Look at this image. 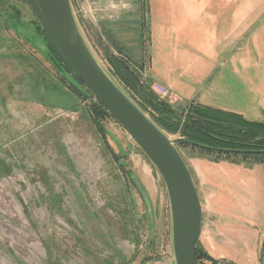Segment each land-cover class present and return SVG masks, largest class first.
<instances>
[{
	"label": "rangeland",
	"instance_id": "rangeland-1",
	"mask_svg": "<svg viewBox=\"0 0 264 264\" xmlns=\"http://www.w3.org/2000/svg\"><path fill=\"white\" fill-rule=\"evenodd\" d=\"M93 1L71 0L77 23L97 61L130 99L107 56L122 59L176 110L197 97L203 105L264 123V0H238L239 28L234 19L219 20L218 36L237 48L231 52L204 47L211 23L203 0H131L111 7L102 0V11ZM247 11L254 12L248 31ZM193 55L212 61L211 75L195 83L196 94L182 93L190 100L170 90L161 98L160 79L176 80ZM58 61L28 0H0V264H175L170 203L160 172L112 116L94 117V96ZM47 77L56 87L66 78L80 96L63 84L65 95H53ZM176 147L205 207L204 238L215 229L216 197L229 212L240 206L236 214L242 220L225 226L226 238L240 246H220L219 254L230 259L215 258L198 240L214 260L202 264L249 262L253 214L250 191L232 181V168L239 164ZM253 164L240 162L244 169Z\"/></svg>",
	"mask_w": 264,
	"mask_h": 264
},
{
	"label": "water",
	"instance_id": "water-1",
	"mask_svg": "<svg viewBox=\"0 0 264 264\" xmlns=\"http://www.w3.org/2000/svg\"><path fill=\"white\" fill-rule=\"evenodd\" d=\"M28 3L61 62L83 82L96 102L124 128L160 172L170 203L175 264H200L196 249L202 233V202L176 147L178 139L169 137L155 124L97 61L79 28L71 0H28ZM133 181L145 193L139 180Z\"/></svg>",
	"mask_w": 264,
	"mask_h": 264
},
{
	"label": "trees",
	"instance_id": "trees-1",
	"mask_svg": "<svg viewBox=\"0 0 264 264\" xmlns=\"http://www.w3.org/2000/svg\"><path fill=\"white\" fill-rule=\"evenodd\" d=\"M39 27L41 28L40 24ZM49 46L58 58V62L64 66L68 73L73 75L71 70L61 62L62 60L58 57L50 43ZM107 57L113 71L112 73L115 74L120 83L129 91L132 99L143 111L150 115L155 124L164 130V132L178 139V146L181 145L198 150L213 158L217 163L224 160L231 163L245 161L264 165L263 122L252 121L242 114L203 105L195 100L188 102L186 107L180 109L181 111L179 109L176 110L173 105L158 98L150 88V85L145 83L122 59L114 55ZM73 78L83 88L85 87L77 76L73 75ZM65 79L60 78L59 80L62 83H59L58 87H56L49 83L50 78L47 77L45 80L46 89L49 90V87H53V95L58 94L60 98L61 93H64L65 89L61 86L62 84L69 90L72 89ZM86 90L92 95L88 89ZM72 91L77 96H80L76 90L72 89ZM92 114H94L95 118H99L103 114L111 116L98 102L93 106ZM239 151L256 152L241 153ZM238 158H242V161H238ZM196 251L200 264H202L204 259L214 262L201 249L200 242L197 244Z\"/></svg>",
	"mask_w": 264,
	"mask_h": 264
},
{
	"label": "crops",
	"instance_id": "crops-1",
	"mask_svg": "<svg viewBox=\"0 0 264 264\" xmlns=\"http://www.w3.org/2000/svg\"><path fill=\"white\" fill-rule=\"evenodd\" d=\"M89 2V0H86ZM93 1V0H92ZM106 2V4H110V7L115 4L120 5H126L132 3L131 0H103ZM102 0H94L92 4H94L97 7L95 10H101L99 9V4H103ZM105 4V3H104ZM203 4L205 7V18L207 21L211 23L210 30L208 33V38L210 41L207 42V44L204 45V47H207L209 49V52L213 49H218L220 52H227L232 49L231 47L235 46V43L230 44V45H225L223 43V39H220L218 36L219 34V20L227 21L234 19L235 21V28H239V23L237 22L239 20V13L237 11V4L238 0H203ZM218 4V12L215 11L214 5ZM107 7L106 13H104V16L107 17V19L111 18L108 13H111V10ZM102 11V10H101ZM254 12H249L247 11L245 13V20L247 21L245 23V28L248 31L251 29V25L248 22V20L254 19ZM121 15H124V19H127L129 16L126 14V12H122ZM239 31V29H238ZM220 34H221V29H220ZM221 40V42H220ZM238 40V37H237ZM205 43V41L203 42ZM237 50L235 46V51ZM231 52V51H230ZM193 61L191 64L188 65L187 71L184 72L183 74H179L176 80L172 78H166V79H160L161 83L159 84L160 86H163L171 91H175L176 97H180L185 100H190L191 98L189 97H184V94L182 93H187L189 92L191 95L196 94V89H195V83L196 82H205L207 80V77L210 76L211 68H214V65L212 61H207L205 59H202L201 56L198 55H193L191 56ZM152 66V58L150 57V68ZM179 72H181L179 70ZM149 79L152 83L157 84L156 78L150 74L149 72ZM195 79L192 81V79ZM158 81V80H157ZM205 96H200V99L204 98ZM196 99L198 102V98H193ZM221 109V108H220ZM225 110V109H224ZM230 111V109L228 110ZM232 164H239L235 165L232 170L234 172L232 174H236L235 179L232 180L235 182V185L240 186L243 185L246 187L247 190H249V194L251 195V213L253 214L251 216L250 220V230L248 232V239L249 241L248 246L250 247L249 253L251 255L250 261L253 264H260L259 261V252L261 248V243L263 242L264 239V166L262 164H253V165H248L245 166L246 169L240 165V163H232ZM236 170V171H235ZM201 171V170H200ZM201 177V172L199 174ZM232 178V177H231ZM237 195L236 199H239L238 191L235 192ZM216 197V196H215ZM201 199V198H200ZM219 200V198H218ZM217 197L215 198V203H212V210H213V221L215 223V229L211 231L208 235H206V238H204L205 235V207L204 204L202 203V208H203V219H202V233L200 240L203 242L205 248L210 252V254L215 257V258H229L226 257L222 254H219L218 248L220 246H225L229 245L230 243H233L236 246H240L236 241H231L227 239L226 237L228 236L225 232V226L230 225L232 223H237L242 220L241 217H239V214L236 212L238 211V208L240 206H236L231 209L233 212L228 211V207L223 204L222 202H218ZM235 200V199H234ZM202 202V201H201ZM237 203V200H236ZM243 208V207H241ZM204 238V240H202ZM235 242V243H234ZM254 258V260H252ZM230 259V258H229ZM232 260V259H231ZM249 261V262H250ZM249 262L243 263L239 262L240 264H250Z\"/></svg>",
	"mask_w": 264,
	"mask_h": 264
},
{
	"label": "built area",
	"instance_id": "built-area-1",
	"mask_svg": "<svg viewBox=\"0 0 264 264\" xmlns=\"http://www.w3.org/2000/svg\"><path fill=\"white\" fill-rule=\"evenodd\" d=\"M156 90L159 93V95L161 96V98L165 99V98H167L170 95L169 89H167V88H165L163 86L159 85Z\"/></svg>",
	"mask_w": 264,
	"mask_h": 264
}]
</instances>
